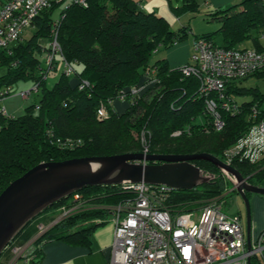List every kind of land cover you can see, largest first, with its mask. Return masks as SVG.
Segmentation results:
<instances>
[{
    "label": "trees",
    "instance_id": "trees-1",
    "mask_svg": "<svg viewBox=\"0 0 264 264\" xmlns=\"http://www.w3.org/2000/svg\"><path fill=\"white\" fill-rule=\"evenodd\" d=\"M60 2L53 3L34 19V33L29 40L23 39L0 53V67L6 68L5 75L0 77V91L8 90V96H12L15 84L29 82L31 87L37 85L38 96V101L26 107L19 117L0 112V193L39 163L139 153L142 146L135 136L143 129L150 132L146 141L150 142L152 154L207 153L223 161L224 151L253 123L249 116L251 107L257 108L258 118L264 121V94L259 89L240 86L241 81L233 82L226 87L231 99L248 100L239 104L240 113L231 115L221 111L225 126L216 131L210 114L205 111L207 97L198 93L197 79L182 75L180 69L169 68L165 60L150 63L159 48H170L184 41L189 27L173 31L165 19L141 10L134 0H86L85 6L71 1L62 9L56 26L58 54L62 63L72 67L76 84H70L72 78L63 69L48 88L46 79L56 69L55 62L43 79L39 55L42 51H51L53 14ZM198 7V0H180V5L171 6V11L179 17L197 13ZM205 14L221 25L202 38L213 40V35H219L220 46L228 49L246 45L258 51L264 49L260 40V35L264 34V0H242ZM41 39L49 43L47 48L42 47ZM74 66H79L80 70H75ZM153 70L157 72L159 83L152 89L155 92L151 97L139 99L136 106L128 107L122 114L115 113L109 102L117 100L121 90L139 84L143 76ZM251 77L263 80L264 72ZM81 81L89 85L79 89ZM101 105L108 117L98 120L96 112ZM187 128L190 135L171 137L173 131ZM57 139L71 140L73 146L61 147ZM232 163L250 184L255 185V180L264 177V157L254 164ZM192 164L214 178L190 191H172L163 203L167 208L174 211L197 208L208 200H222L227 195L225 188L230 184L213 164L206 161ZM77 193L82 196V207L48 229L36 244L61 240L74 246H87L88 234L106 219L110 208L133 197V193L122 186L89 187ZM71 197L54 203L32 219L12 244L30 241L37 234L38 224L54 217L59 208L74 205ZM6 254L5 249L0 259ZM36 254L30 256L31 261ZM253 264H264V253L256 257Z\"/></svg>",
    "mask_w": 264,
    "mask_h": 264
},
{
    "label": "built area",
    "instance_id": "built-area-1",
    "mask_svg": "<svg viewBox=\"0 0 264 264\" xmlns=\"http://www.w3.org/2000/svg\"><path fill=\"white\" fill-rule=\"evenodd\" d=\"M60 1L5 0L0 5V53L21 42L34 19ZM72 2L86 5V0ZM57 24L58 21H54L50 31L51 51L41 61L43 79L53 67L55 53H59ZM260 40H264V34L260 35ZM63 69L66 75L73 73L66 62H63ZM179 69L182 75L197 79L198 93L207 97L205 111L212 118L213 128L221 131L225 126L221 111L231 115L241 112V106L227 94V85L264 72V49H228L217 46L210 39L198 38L190 63ZM156 74L155 70L146 73L139 84L121 90L117 100L127 101L131 108L136 106L142 95L159 83ZM88 85L81 81L78 87L83 89ZM36 91L37 85H34L18 95L27 99ZM8 95V90L0 91V112L5 116L8 114L1 102ZM96 115L102 120L108 117V112L101 105ZM249 116L253 123L248 131L223 153L222 162L229 166L233 161L254 164L264 156V121L258 118L256 107H251ZM184 133L190 135V128L175 130L171 137L178 138ZM56 143L61 147L73 146L71 140L57 139ZM122 187L131 191L133 197L110 208L114 235L108 264H253L264 252V230L254 241L250 239L248 248L240 216L224 214L221 200H208L199 208H176L174 211L163 205L173 191L166 186L140 183ZM70 200L74 205L64 214L77 211L83 205L78 193ZM25 261L29 263L31 257Z\"/></svg>",
    "mask_w": 264,
    "mask_h": 264
},
{
    "label": "water",
    "instance_id": "water-1",
    "mask_svg": "<svg viewBox=\"0 0 264 264\" xmlns=\"http://www.w3.org/2000/svg\"><path fill=\"white\" fill-rule=\"evenodd\" d=\"M142 161L148 164L143 165ZM193 161L213 164L233 185L232 191L242 198L246 206V242L250 248L247 194L264 196V188L248 183L235 168L207 153H126L39 163L12 181L0 193V255L32 219L54 203L86 188L144 183L190 191L214 178L205 175Z\"/></svg>",
    "mask_w": 264,
    "mask_h": 264
},
{
    "label": "rangeland",
    "instance_id": "rangeland-1",
    "mask_svg": "<svg viewBox=\"0 0 264 264\" xmlns=\"http://www.w3.org/2000/svg\"><path fill=\"white\" fill-rule=\"evenodd\" d=\"M71 1L72 0H65V2L62 5L58 6L54 10L53 20L57 21L60 19L62 9L67 7V5ZM199 1L201 2L202 0H199ZM169 2L171 3L172 7H177L180 5V0H142V8L147 13L148 12L153 13L154 10L156 12V9H160V11H161V9H163L162 14L159 13V10H157V12L159 13L158 15H161V17L165 18L170 23V28L173 31H178L182 27H188L189 26V28L192 30V32L189 33L188 39H186L182 42H179V43H188V40H190L192 42L194 39V36H198V35H201L203 33H205V34L206 33H213L219 29L218 25L220 24V22L212 20V18L210 16H205L206 14H204V13H203V15H201L202 12H200L199 14H196V15L183 14L179 17L175 16L169 7V4H168ZM240 2H241V0H240ZM240 2L236 1V3L229 4L225 8H228L232 5L238 4ZM149 3H150V5L148 6ZM152 7H154V8L152 9ZM225 8H223V9H225ZM33 33H34V29H32V28L27 29L23 34V39L29 40ZM213 38H214V41L216 44L221 45L222 40H221V37L219 35H217V36L213 35ZM40 41H41L40 44L42 45V47H45V48L48 47L49 43L45 39H41ZM261 42L264 45V40H261ZM174 45L170 48H164V47L159 48L158 51L152 55L150 63H154L157 60H161L160 57H162V55L165 54V52H167L171 48H173ZM45 55H46V53L44 51H42L40 53L39 58L41 59V61L44 60ZM54 62H55L54 65H55L56 69L54 71L50 72L48 74V78L46 79V86L48 88L52 87V85L55 83L56 79L63 72V64L61 62V57L59 56L58 53H55V55H54ZM5 73H6V68L0 67V77L5 75ZM239 85L242 87H245V88L259 89V91L262 94H264V79L260 80L257 77H249V78L241 81L239 83ZM29 88H31V84L29 82H26V83L25 82H18L17 84H15L12 87V91L14 94L12 96L5 98L1 102L2 107L5 108L8 115H11L14 117H19L22 114H24L26 107H28V106H30V105H32L38 101V96L36 93L31 95L28 99H22L21 96L18 95V93L20 91L26 90ZM152 92H155V91H153L151 89L149 93L146 92L144 95H142L141 99L148 100L151 97ZM147 93H148V95H146ZM246 99L248 100V98H237L238 101H242V100H246ZM138 111L139 110L137 109V112ZM149 134H150V132L143 129L142 131H140L135 136V138H137L139 140V142H140L139 144L142 146V147H140L141 149H140L139 153H142L143 155H152V152H150V149H151L150 148V142L146 141V139H147L146 136ZM142 144L144 145L145 149H144ZM145 151H147V152L144 154ZM153 154L159 155L157 153H153ZM163 155H166V154H163ZM144 162L145 161H142L141 163H144ZM227 182L230 185L227 186V188H225V190L227 191V195L225 197H223L221 200V201H223L222 212L224 214H227V215L234 214V213L239 214L241 217V223L245 228L246 206H245L242 198L237 193H235V191H232L233 185L228 180H227ZM254 183L256 186H259L260 188H264V177L261 180H258V181L255 180ZM260 197H264V196H260ZM260 199H262V198H260ZM248 203H249L250 215H251V240L254 241L258 237V235L264 230V228H258V230H256L255 227L252 226V225H254L253 217L256 215L258 216V218L261 217L262 214H264V209H263V203L261 200H259V197H255L253 195H250V197L248 196ZM197 208H199V207H197ZM72 211L70 213L63 214V215L65 217H68V216H70ZM61 212H62V208H59L58 211H56V214L54 217H51V219H48L46 221H43V220H45V219H43L42 220L43 222L37 225V234L35 236L37 238V240H39L45 234L44 233L45 230L46 229L48 230L50 228L49 226L51 224H52V226H54L56 224V222L58 221V219L60 217ZM37 242H39V241H37ZM23 245H24L23 243H19L18 241H16L15 243L13 242V244L11 242L10 245L8 247H6V252H7L6 255H8L7 257H9V254H10V252H12L13 249L23 247ZM6 262L7 261L4 260V257H2V259H0L1 264H5Z\"/></svg>",
    "mask_w": 264,
    "mask_h": 264
},
{
    "label": "crops",
    "instance_id": "crops-1",
    "mask_svg": "<svg viewBox=\"0 0 264 264\" xmlns=\"http://www.w3.org/2000/svg\"><path fill=\"white\" fill-rule=\"evenodd\" d=\"M4 1L5 0H0V5ZM134 1L137 2L139 4L140 9L143 10L142 0H134ZM236 1L240 2V0H202L201 1L202 3H201L198 0V4H199L198 12L197 13H188V14L196 15V14H199L200 12H202L201 15H203V13L205 14L206 12L223 9L229 4L236 3ZM64 2H65V0H62L60 2V5H62ZM168 4H169V7L171 9V3L169 2ZM149 5H150V3L148 4V6ZM153 8L154 7H152V9ZM157 10H159V13L162 14L163 9H161V11H160V9H156V12H155V10L153 11V14H155L158 17H161V15H158L159 13L157 12ZM148 13H150V12H148ZM205 16H207V15H205ZM163 19H165V18H163ZM54 21H56V20H54ZM168 24L170 25L169 22H168ZM220 25L221 24H219L218 26L220 27ZM30 28H32V27H30ZM188 32L190 33V32H192V30L189 28ZM189 33H188V35H189ZM206 34H209V33H206ZM206 34L203 33L201 35L194 36V39L192 42L190 40H188V43H177V44H175L173 48H171L169 51L165 52V54H163L162 57H160L161 60H165L166 64L169 66V68H172V69H175V68L179 69L181 66H184V65L190 63V57H191V55L194 54V43H195V41L198 38H202V36L206 35ZM186 39H188V36ZM211 41H213L215 43L214 39ZM216 45L220 46L218 44H216ZM246 47H248V46L247 45L241 46L239 49H243ZM248 48H250V47H248ZM48 53H46V55ZM74 69L79 71L80 67L74 66ZM73 75H74V73L72 75H70L69 77L72 78ZM47 78H48V76H47ZM70 84L72 86H74L76 84L75 78L70 79ZM147 92H149V91H147ZM234 100L238 104H240L242 101H246L247 99L242 100V101H238L237 99H234ZM111 105H112V109L117 114L124 113L125 110L128 108L127 101L114 100L111 102ZM253 196L259 197V200H261L263 203V209H264V197H260L258 195H253ZM260 198H262V199H260ZM70 207H71V205L65 206V208L62 210L60 217H59L58 221L56 222V224L65 218V216L63 215L64 211L68 210ZM75 212L76 211L72 212L70 215H73ZM111 214L112 213L109 212V214L106 216V219L102 223H98L97 226L88 234V245L87 246H74V245H71L67 242L61 241V240L42 241L41 243L36 244L37 238L34 236L30 241L26 242V244H24L23 247L13 249L12 252H10L9 257H7L8 255L3 256L4 260L7 261L6 263L12 262L13 264H108L109 255H110V248L112 245L113 235H114V227L111 223V219H112ZM234 215L240 216L239 214H235V213H234ZM256 216L253 217L254 225H252V226H254L256 230H258V228H264V214H262V216L259 218H258V216L257 217ZM240 219H241V217H240ZM92 222H94V219L92 220ZM49 227L50 228L53 227L52 224ZM243 228H244V226H243ZM244 231H245V228H244ZM250 239H251V231H250ZM34 252L37 253L36 257L34 258L33 261H30L29 263H27L25 261V259L30 257Z\"/></svg>",
    "mask_w": 264,
    "mask_h": 264
},
{
    "label": "bare ground",
    "instance_id": "bare-ground-1",
    "mask_svg": "<svg viewBox=\"0 0 264 264\" xmlns=\"http://www.w3.org/2000/svg\"><path fill=\"white\" fill-rule=\"evenodd\" d=\"M22 38H23V36H22ZM67 76H69V75H67ZM22 92H23V91H20V93H22ZM8 97H9V96H8ZM29 97H30V96H28L27 99H28ZM6 98H7V97H6ZM223 163H224V162H223ZM221 174H222V173H221ZM235 193H236V192H235ZM67 198H68V197H67ZM67 198H64V199H62V200H66ZM60 201H61V200H60ZM58 202H59V201H58ZM50 207H51V206H50ZM48 208H49V207H48ZM64 208H65V207H62V210H63ZM45 210H46V209H45ZM45 210H44V211H45ZM46 231H47V229L45 230V232H46ZM45 232H44V233H45ZM263 253H264V252H263ZM263 253H262V254H263Z\"/></svg>",
    "mask_w": 264,
    "mask_h": 264
},
{
    "label": "clouds",
    "instance_id": "clouds-1",
    "mask_svg": "<svg viewBox=\"0 0 264 264\" xmlns=\"http://www.w3.org/2000/svg\"><path fill=\"white\" fill-rule=\"evenodd\" d=\"M31 27H32V26H31ZM141 164H143V163H141ZM147 164H148V163H145V164H143V165H147ZM224 164H225V163H224ZM173 191H174V190H173ZM74 194H75V193H74ZM8 246H9V245H8ZM8 246H7V247H8Z\"/></svg>",
    "mask_w": 264,
    "mask_h": 264
},
{
    "label": "flooded vegetation",
    "instance_id": "flooded-vegetation-1",
    "mask_svg": "<svg viewBox=\"0 0 264 264\" xmlns=\"http://www.w3.org/2000/svg\"><path fill=\"white\" fill-rule=\"evenodd\" d=\"M250 196V195H249ZM248 197V196H247Z\"/></svg>",
    "mask_w": 264,
    "mask_h": 264
}]
</instances>
